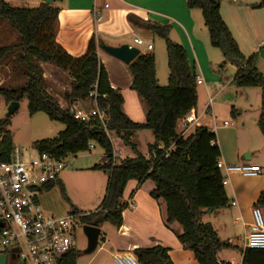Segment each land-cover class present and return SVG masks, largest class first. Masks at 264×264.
<instances>
[{"label": "trees", "instance_id": "obj_1", "mask_svg": "<svg viewBox=\"0 0 264 264\" xmlns=\"http://www.w3.org/2000/svg\"><path fill=\"white\" fill-rule=\"evenodd\" d=\"M61 0H54V3ZM223 0H187L190 10L202 12L205 27L212 47L223 55L225 65L237 69L233 82L238 88H259L262 92L261 113L258 127L264 137V76L257 69L256 56L247 59L241 52L231 31L221 17ZM264 10V0L252 6ZM59 9L41 4L38 8H16L0 0V22L5 21L19 36L18 45L0 47V65L9 55L19 50V63L26 70L27 81L19 89H1L0 95L10 104L28 101L30 116L45 113L50 121L59 122L65 130L54 139L37 141L34 147L58 159L87 152L94 143L104 150L103 163L94 166V171L108 176L105 197L98 211L80 217L83 225L101 228L109 224L120 228L123 212L128 209L122 203L129 181L139 185L151 181L153 200L164 207V227L170 230L199 264H230L218 260L217 255L228 247L222 243L210 224H203L205 211H218L229 205L223 170L218 168L221 151L217 137L208 127H196L193 135L183 138L177 134V122L197 107V78L189 65L185 49L169 38L170 26L141 22L129 16L136 26L146 29L166 41L168 58V86L161 87L156 76L155 58L140 54L128 65L132 76L131 89L147 105L144 124L134 123L123 113L124 98L119 90L112 89L108 73L100 62L98 48L102 44L91 39L82 57L69 55L56 41ZM42 64H50L67 73L71 78L70 90L64 95L67 101H79L92 111L87 120H77L70 109H63L46 90ZM96 96H90L91 93ZM95 108L104 111L108 122L104 125ZM231 114H234L232 110ZM9 119L0 121V154L8 158L13 150L10 132H6ZM142 130L152 131L155 142L149 146V158L144 157L131 142ZM107 132L124 146L130 147L135 158L117 159ZM60 187L64 199L63 184L45 187L44 193L55 186ZM264 209V191L255 203ZM72 213L79 214L73 209ZM132 254L140 264H174L170 250L157 246L138 248ZM81 253L72 251L60 257L59 264H77ZM242 264H264V250L245 249Z\"/></svg>", "mask_w": 264, "mask_h": 264}, {"label": "crops", "instance_id": "obj_2", "mask_svg": "<svg viewBox=\"0 0 264 264\" xmlns=\"http://www.w3.org/2000/svg\"><path fill=\"white\" fill-rule=\"evenodd\" d=\"M4 1L16 8H38L44 3L43 0ZM259 3L260 0H223L221 3V17L231 31L242 54L247 59L253 54L264 59V10L252 7ZM53 6L60 10L56 27V41L69 55L76 58L82 57L93 37L102 43L98 48L100 62L108 73L112 89L119 90L124 98L123 113L134 123L144 124L146 122L147 105L131 89L132 76L128 70V65L101 49L102 45L116 48L127 45L129 41H132L133 44L128 46L135 47L134 40H142L139 34L153 35L146 29L129 21V16L141 22L162 26H168L163 24H171L170 27L175 28L183 37L184 47L181 46L187 53L190 67V62L193 63L194 67L191 68L196 78H198L195 72L196 65L199 67V69L197 67L199 73L204 74L206 71L205 61L210 57V53L207 54L205 48L206 40L204 41V38L200 39L196 34L195 27L198 14H196V11L188 9L187 0H61L53 3ZM97 12L101 14L99 22L95 21ZM4 28H9L8 34L7 32L3 34L1 29ZM10 33H13L10 25L5 21H1L0 35L3 38H0V42L7 40L11 35ZM142 41L146 45L151 44ZM143 48L146 49L145 46ZM153 51L154 47L152 45V50L146 49V55L154 56ZM140 54L142 53L140 52ZM263 64L261 61L256 64L260 71ZM41 67L44 72L43 77L47 92L57 100L63 109L72 110V108L77 107L74 106V102L67 101L64 97L65 93L71 88V78L67 73L50 64H42ZM232 68L236 75L237 69ZM233 84L234 82L230 80L228 85H220L219 87H222V89L219 93ZM197 86L202 87L203 85ZM63 103L67 106L66 108L63 107ZM194 110L197 123L187 129L186 138L194 134L196 127H208L217 137L216 143L221 151L220 162L223 165L258 166L262 170V173L255 177H244L238 173L223 171L229 205L218 211H205L201 216V222L210 224L217 233L219 240L228 245L226 249L218 253V260L230 264H242L245 238L253 221L252 210L260 194L264 191V160L261 162L258 159L264 154V137L258 127L257 120L253 122L256 129H251V133L245 125L242 127V131L238 127L230 129L229 121L231 122L230 117H232L230 108L225 114H220L218 105L214 106L213 103L212 106H209L207 102L204 109L196 107ZM218 122H223V124L221 123L222 125L218 126ZM225 122L228 123L227 126H224ZM224 133L225 136H223ZM241 133L243 134L242 140L239 139ZM115 141L120 145V148L125 150L126 158H135V154L130 147L124 146L119 139ZM254 141L262 143L263 150H259L260 153L257 151L258 147H255ZM131 142L136 146L139 153L149 158V146L154 144L155 137L152 131L142 130L134 135ZM113 147L116 153H121L122 159L123 151H116L114 144ZM103 159L104 156L102 162ZM58 182L63 184L66 190V183L61 176ZM55 188H58V185ZM153 188L154 185L151 181H147L143 185H139L135 180L129 181L123 194L122 203L132 202L134 208H128L123 212V224L118 229L113 227L115 229L113 235L108 233V231H111L109 225L104 224L100 228V239L104 240L105 244H110L112 258L117 254H132L138 248L150 249L161 246L170 250V257L174 264H199L193 258V254L183 248L176 236L164 227L165 209L151 198L150 192ZM47 193L41 196V203L42 198L46 197ZM233 203L236 205L233 206ZM41 205L46 212L44 203ZM51 209L55 208L51 207ZM77 211L81 216H84L93 214L98 209L91 213ZM71 212L72 210L66 209L63 214L57 216H64ZM241 232L244 236L242 246L238 242ZM227 249H236L239 251V255L237 257L228 255L226 257ZM5 256L8 257L9 264L18 262V260L14 261L8 254L1 255L0 258L3 259Z\"/></svg>", "mask_w": 264, "mask_h": 264}, {"label": "rangeland", "instance_id": "obj_3", "mask_svg": "<svg viewBox=\"0 0 264 264\" xmlns=\"http://www.w3.org/2000/svg\"><path fill=\"white\" fill-rule=\"evenodd\" d=\"M193 11H196V14H198L196 17L198 20H196L195 27L196 34L200 37V39L204 38L203 40H206L205 48L207 54L208 52L210 53V57H208V60L205 61L206 71L204 74L198 72V66L195 64V72L198 79L203 83L202 87L197 86V107L204 109L209 101V98L212 97L214 98V106L218 105L220 114H225L228 108L234 110V114L230 117L231 122L229 121L230 129L238 127L239 130L242 131V127L245 125L250 129L251 133V129H256L253 122L255 120H259L261 113V89L238 88L235 84H233L231 87H227L219 93L220 89H222V87H219L220 85H228V81H233L235 71L230 65L223 66L224 58L222 57L223 55H221L222 53L219 49L212 47L210 44L208 31L204 26L202 12L199 9H194ZM163 25L170 26L171 24ZM1 30H3V34L6 32L7 34L9 33V28ZM1 37L2 36L0 35V38ZM139 37L153 45L154 51L152 54L154 55L156 63V76L159 85L167 87L169 69L166 41L157 35H147V33L139 34ZM18 38V35L13 32L7 40L5 39L2 43L0 42V46L18 45ZM169 38L172 42L183 46L182 35L173 27L170 30ZM132 44V41L127 42V45ZM138 49L142 54H147L146 49L143 48V46L138 47ZM19 53V50L14 51L9 55L7 60L0 65V79L3 83L0 87L1 89H19L26 83V70L19 63ZM254 55L256 54L251 56ZM259 61L264 63V59L259 58V56L256 55V64H258ZM190 63L191 67H194L192 61ZM256 66L258 68V65ZM262 67H264V64ZM262 67L261 71L259 68L258 70L264 76V68ZM10 106L11 103L8 104L4 97L0 95V121L6 119ZM27 106L28 101L26 98L19 102V109L9 118L5 130L6 132H10L13 147L27 148L30 149L31 153L35 154L37 153V149L34 145L37 141L56 138L65 130V126L59 122L50 121L45 113H37L30 116ZM63 107L66 108L67 106L63 103ZM73 109H76V107ZM221 123L223 124V122H218V126H221ZM223 136H225V133ZM242 138L243 134L241 133V137H239V139L242 140ZM111 142L115 145L116 151H123L122 159H125V150L120 148V145L117 144V141H115L113 137ZM254 145L255 147H258L257 151L259 153V150H263L262 143L254 141ZM104 155V150L95 145V149L91 151L68 156L67 161L72 162V168L63 171L61 178L64 179V182L66 183L65 192L67 198L70 200V203L64 199L60 191V187H54L45 195L46 197L42 198V203H44L47 210L45 213L46 215H61L66 211V209L72 210V206L73 209L79 210L83 213H91L98 209L105 197L108 176L103 172L94 171L93 168L94 166L103 163L102 157ZM260 158H258L259 161L263 162L264 154L260 156ZM51 207H54L55 209H51ZM108 227L111 228V231H108V233L113 235V230L115 229L111 225ZM103 241L104 240L99 239V244L95 252L91 254H84V251L87 248V238L83 232V228L78 229L76 248L81 255L77 264H115L112 254L110 253V244H105ZM238 242L240 246L243 245L244 236L242 235V232ZM225 255L226 257H228V255H235V257H237L239 255V251L236 249H227ZM0 264H9L8 257L5 256L3 259L0 258ZM15 264L21 263L15 262Z\"/></svg>", "mask_w": 264, "mask_h": 264}, {"label": "built area", "instance_id": "obj_4", "mask_svg": "<svg viewBox=\"0 0 264 264\" xmlns=\"http://www.w3.org/2000/svg\"><path fill=\"white\" fill-rule=\"evenodd\" d=\"M100 20L101 14L97 12L95 21ZM134 43L137 48L145 46L147 50H152V45H146L141 39H135ZM2 84L0 79V87ZM197 85H203L198 78ZM90 96L96 95L93 92ZM213 103L214 98L210 97L208 105L212 106ZM73 104L77 106L71 110L73 117L87 120L92 110L89 108L86 114L83 106L87 105L79 101ZM94 110L105 125L108 122L106 113L97 108ZM196 123L195 110L192 109L178 120L177 134L186 138L187 129ZM227 125L225 122L224 126ZM107 134L112 139L109 132ZM94 148L95 144L90 143L88 151ZM114 157L121 159V153L114 151ZM67 158L58 159L38 150L34 154L30 149L20 147H14L8 158H2L0 154V256H15L21 264H59L62 255L77 251V232L84 226L80 222L81 215L72 212L64 216L46 215L41 205L45 187L56 184L63 171L72 168V162H68ZM218 168L244 177H255L262 173L260 167L250 165L225 166L219 162ZM127 205L134 208L132 202ZM252 220L245 238V249L264 250V216L261 208L254 206ZM113 261L115 264H140L131 253L117 254L113 256Z\"/></svg>", "mask_w": 264, "mask_h": 264}, {"label": "water", "instance_id": "obj_5", "mask_svg": "<svg viewBox=\"0 0 264 264\" xmlns=\"http://www.w3.org/2000/svg\"><path fill=\"white\" fill-rule=\"evenodd\" d=\"M43 2L44 4L53 5L54 0H43ZM101 49L105 51L108 55L123 62L125 65H130L140 55V51L137 48H130L128 45H123L116 48L102 45ZM18 109L19 102H12L6 115V119H9L11 116H13ZM83 110L86 114H88L90 111L88 106H83ZM72 115H74V112L72 113ZM83 232L87 238V248L84 251V254H91L95 252L98 247L99 239L101 236V229L95 226L84 225ZM12 258L14 261L18 260V258L15 256H12Z\"/></svg>", "mask_w": 264, "mask_h": 264}]
</instances>
